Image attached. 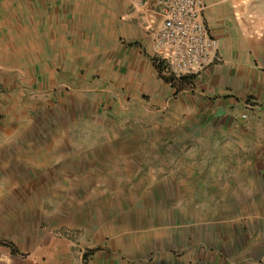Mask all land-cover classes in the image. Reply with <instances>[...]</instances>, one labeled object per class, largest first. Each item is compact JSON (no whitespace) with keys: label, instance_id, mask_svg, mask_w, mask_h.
Masks as SVG:
<instances>
[{"label":"rangeland","instance_id":"1","mask_svg":"<svg viewBox=\"0 0 264 264\" xmlns=\"http://www.w3.org/2000/svg\"><path fill=\"white\" fill-rule=\"evenodd\" d=\"M128 1L0 0V32L8 30L13 13L56 9L64 42L45 84L29 85L25 75L3 77V88L21 94L7 99L15 118L3 125L13 135L0 144V247L30 264H84L96 226L132 219L156 201L204 221L212 227L208 237L222 225L225 264H264L262 139L242 129L222 131L228 121L201 110L177 118L158 112L145 90L137 100L127 92L122 101L109 68L71 74L72 41L96 31L95 13L106 23L113 12L117 23ZM12 54L0 51L3 62ZM176 178H189L183 180L189 189L168 187ZM162 209L154 211L161 220L167 215Z\"/></svg>","mask_w":264,"mask_h":264},{"label":"crops","instance_id":"2","mask_svg":"<svg viewBox=\"0 0 264 264\" xmlns=\"http://www.w3.org/2000/svg\"><path fill=\"white\" fill-rule=\"evenodd\" d=\"M131 2L129 0L119 13L117 23L113 21V12L104 18L112 22L106 23L98 20L102 18L101 13H95L96 31L77 36L76 42L72 41L68 56L71 74L78 75L81 68H109L110 80H117L118 86L122 87V91L119 90L122 101L127 98V92L130 99L137 100L145 90L149 102L158 112L166 110L177 118L201 110L206 116L227 120L220 126L222 131L238 132L242 129L264 141V0H203L204 23L216 39L219 61L211 63L193 78L192 91L178 93H172L157 76L151 63L152 47L146 33L124 17ZM12 16L14 21L8 30L0 32V51L13 52L10 62H3L4 57L0 56V113L6 116L0 118V144L13 135L3 125L4 121L13 123L15 118V105L8 103L7 99L16 100L21 94L17 88H3V77L6 75L15 80L25 75L29 85L45 84L54 76L55 64L64 52L62 14L59 11L13 13ZM79 33L83 34V31ZM4 67L11 69L7 71L10 74L4 73ZM32 67L35 71H31ZM245 100H252L254 105L247 112L246 119L240 120L239 105L244 106ZM100 101L105 103L104 95ZM122 110H127V106L124 105ZM229 120L235 122L229 123ZM223 145L229 146V143L225 141ZM184 179L189 178L169 179L166 184L176 189H189V183ZM158 204L155 201L132 219L108 220L96 226L88 246L90 255L84 264L226 263L228 238L222 235V225L218 232L216 229L208 237V230L212 227H207L204 221L190 220L182 208L175 205H171L168 211L167 207ZM162 208L167 209V215L161 220V215L156 217L154 211L159 212ZM0 257L4 264H30L2 247Z\"/></svg>","mask_w":264,"mask_h":264},{"label":"built area","instance_id":"3","mask_svg":"<svg viewBox=\"0 0 264 264\" xmlns=\"http://www.w3.org/2000/svg\"><path fill=\"white\" fill-rule=\"evenodd\" d=\"M203 10V0H132L124 13L148 36L152 66L172 93L192 91L193 78L219 61L217 42L206 28ZM181 77H189L190 82L178 87ZM242 104L238 118L245 120L254 102ZM0 264H4L1 257Z\"/></svg>","mask_w":264,"mask_h":264},{"label":"trees","instance_id":"4","mask_svg":"<svg viewBox=\"0 0 264 264\" xmlns=\"http://www.w3.org/2000/svg\"><path fill=\"white\" fill-rule=\"evenodd\" d=\"M188 82H190L189 77H181L178 80L177 86L181 87L183 84L188 83ZM12 252L14 253V250H12Z\"/></svg>","mask_w":264,"mask_h":264}]
</instances>
